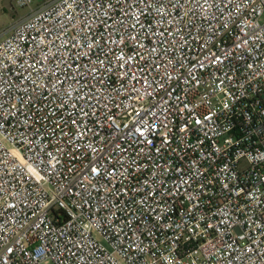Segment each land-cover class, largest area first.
I'll list each match as a JSON object with an SVG mask.
<instances>
[{"label": "built area", "instance_id": "built-area-1", "mask_svg": "<svg viewBox=\"0 0 264 264\" xmlns=\"http://www.w3.org/2000/svg\"><path fill=\"white\" fill-rule=\"evenodd\" d=\"M0 264H264V0H52L0 38Z\"/></svg>", "mask_w": 264, "mask_h": 264}, {"label": "rangeland", "instance_id": "rangeland-1", "mask_svg": "<svg viewBox=\"0 0 264 264\" xmlns=\"http://www.w3.org/2000/svg\"><path fill=\"white\" fill-rule=\"evenodd\" d=\"M50 1L52 0H35L30 7L21 8L16 5L15 0H0V38L21 19Z\"/></svg>", "mask_w": 264, "mask_h": 264}]
</instances>
